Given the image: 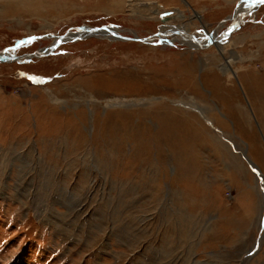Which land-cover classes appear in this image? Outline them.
<instances>
[{
	"label": "rangeland",
	"instance_id": "obj_1",
	"mask_svg": "<svg viewBox=\"0 0 264 264\" xmlns=\"http://www.w3.org/2000/svg\"><path fill=\"white\" fill-rule=\"evenodd\" d=\"M142 1L0 0V264H264V2L225 33L245 0L148 1L191 40ZM103 25L148 40L51 48Z\"/></svg>",
	"mask_w": 264,
	"mask_h": 264
},
{
	"label": "bare ground",
	"instance_id": "obj_2",
	"mask_svg": "<svg viewBox=\"0 0 264 264\" xmlns=\"http://www.w3.org/2000/svg\"><path fill=\"white\" fill-rule=\"evenodd\" d=\"M135 1V0H134ZM148 1H150V0H148ZM144 2L143 3V1H142V3H141V6H142V9H137L136 11L137 12H133L134 14H139L140 16H142V18H146V19H150V20H159L161 23H162V27H163V29H161V31H160V34L162 33V32H168V31H170L171 33H174L175 31H177V32H180L181 33V35H183L184 37H188V38H190L191 40H192V38L193 39H195V35H194V33H191V32H188V31H192L189 27H188V23L184 20L185 19V17H186V15H185V13L183 14V11L182 10H180L179 8H171V9H168V8H166V7H164V6H162L161 4L159 5L158 3L157 4H155V6H156V8H154L155 6L154 5H152V4H150V2ZM236 2H237V0H235ZM261 2H262V0H260ZM259 1V3H261ZM155 3V2H154ZM246 1H241L240 2V4L238 5L239 6V9H241V7L243 6V5H246ZM258 3V4H259ZM132 4H133V1H130L129 2V6H132ZM135 8V7H134ZM170 8V7H169ZM252 10V9H251ZM169 11H171L172 13V15L171 16H173V19L171 18V17H169V16H163V13H165V12H169ZM136 16V15H135ZM182 18V20L180 19V20H178V18ZM197 18L201 21V27L203 28V30H205V32L208 34V33H210V30H211V28H210V30L209 31H206V29H209V26L205 23V22H203L202 20H201V15L198 13L197 14ZM225 22H226V20H224L222 23H220L218 26H216L215 28H213V30H212V32L213 33H215V31H217L218 30V28L219 27H221V26H223L224 24H225ZM201 28V29H202ZM200 29V30H201ZM112 30V29H111ZM164 30V31H163ZM113 31H115V32H117L118 33V31H117V29H113ZM83 35V32H77L76 33V35ZM84 34H89V32H85ZM91 34V33H90ZM96 34V33H95ZM97 34H102V33H97ZM104 34V33H103ZM74 34L73 33H68V36L66 37V38H62V42L64 41V42H66V41H68V40H71V39H69V38H71L72 36H73ZM214 35V34H213ZM135 36H138L136 33H135ZM106 37V36H105ZM159 37H161V36H159L158 35V33H157V35H154V36H152L151 38H152V41H156V39H158ZM109 38V37H108ZM163 38V37H162ZM190 39L187 41L188 43L190 42ZM147 40H148V38H147ZM56 41H58V40H56ZM56 41H55V43H56ZM200 41V40H199ZM202 41H204V40H202ZM213 42V40H211V39H208L205 43L207 44V45H209V44H211ZM214 44H216L217 45V43H215V42H213ZM55 45V44H54ZM53 45V46H54ZM206 45V46H207ZM231 45V44H230ZM52 46V47H53ZM198 46V45H197ZM212 47V46H211ZM217 47V46H216ZM214 48V47H213ZM51 49V48H50ZM217 49H218V51H216V52H212L213 54H204V53H200V51L199 50H196L195 49V51L197 52V51H199V53L200 54H202L201 55V57H200V59L201 60H203V61H208V62H210L211 61V57L214 55V57H215V55L216 54H218V56H220L222 59H224L225 60V63H223L222 65H215L214 67L215 68H218L220 71H221V73L220 74H222L224 77L226 76L227 78H228V81L230 82V83H234L233 81H235V79H239V81L240 80H242L243 79V76L240 74V72H239V70L238 69H234L232 66H233V64H232V66H231V63L229 62V60H228V58L227 57H229V56H226V52L227 51H229V49L227 50L226 48H224V47H221V46H218L217 47ZM41 51V50H40ZM40 51H39V53L38 54H40ZM193 52V51H192ZM229 53V55L231 56V55H234V54H236V57H237V53L235 52V50H232V51H229L228 52ZM36 55V53L35 54H30L29 55V57H31V56H35ZM228 55V54H227ZM232 57V56H231ZM15 59H16V57H14ZM17 58H19V57H17ZM239 58V57H238ZM210 59V60H209ZM239 59H241V62H243V69H245V70H249L248 68H250V69H252L254 66H252L251 64H248L247 65V67L244 65V63H245V58L243 59V57H240ZM244 60V61H243ZM231 61V60H230ZM248 61V60H247ZM237 66V65H236ZM242 69V68H241ZM215 70V69H214ZM219 71V72H220ZM250 71V70H249ZM218 73V72H217ZM241 75V76H240ZM233 79V80H232ZM242 86V85H241ZM245 90V89H244ZM91 97L92 98H94V96L93 95H91ZM90 97V98H91ZM52 98V97H51ZM103 98V97H102ZM54 99V98H53ZM130 99V98H129ZM108 101H110V100H108ZM92 102V101H91ZM112 103V102H111ZM249 103V102H248ZM87 104H89L88 105V110H89V112H90V114H91V116L95 113L96 114V111H95V107H92L91 105H90V100L87 102ZM250 106V105H249ZM106 108V107H105ZM194 108V107H193ZM197 108V107H196ZM198 112L200 113V115H201V117H203L204 119H206L207 120V117H206V115H205V113L203 112V110H200V109H198ZM94 114V115H95ZM207 114V113H206ZM221 114H223L222 113V111H221ZM208 117H209V115H208ZM226 117V116H225ZM79 119V118H78ZM210 122L212 123L213 121L212 120H210ZM214 127V126H213ZM1 147H0V151H1ZM2 152V151H1ZM5 156V155H4ZM27 159V158H26ZM73 161V160H72ZM2 162V165H5L6 164V161H1ZM249 162L250 163H252V165H253V167L254 168H256V169H258V167H257V165L256 164H254V162L253 161H250L249 160ZM73 163V162H72ZM258 175L260 176V175H262L261 174V172L260 171H258ZM169 188V187H168ZM172 193V192H171ZM170 193V194H171ZM170 205V204H169ZM170 212V211H169ZM188 212V211H187ZM184 213V212H183ZM183 216V215H182ZM189 216V219H187L186 221H187V224H185V223H183L184 224V226L187 228L188 227V222L189 223H191L192 222V217H191V215H188ZM185 222V221H184ZM174 227V226H173ZM188 232V231H187ZM175 234V233H174ZM201 236V235H200ZM193 242V241H192ZM196 245V244H195ZM165 258H166V262H165V264H173V262L171 261V260H173V259H170V257L169 256H165ZM171 258H173V257H171ZM192 259V258H191ZM193 262V261H192ZM195 263H197V264H210V262H208V261H202V260H197V259H195ZM174 264H176V262L174 263Z\"/></svg>",
	"mask_w": 264,
	"mask_h": 264
},
{
	"label": "water",
	"instance_id": "obj_3",
	"mask_svg": "<svg viewBox=\"0 0 264 264\" xmlns=\"http://www.w3.org/2000/svg\"><path fill=\"white\" fill-rule=\"evenodd\" d=\"M245 1H248V3L246 5H243L241 7V9H239V6L238 8L235 10V12L231 15V16H228L226 20H232L234 23L231 25V27H229L227 29V31H225V33H227L228 31H232L234 30L235 28L239 27L241 25V21L243 20L244 16L246 15V13L248 12H251V9L252 8H256L258 6V3L260 0H245ZM261 2V1H260ZM249 4V5H248ZM83 28H86L83 29ZM78 31L79 32H83V35H76L74 37H71L69 39L73 40V39H77V38H81V37H84V36H87V34H84L85 32H89V35H94V36H101L103 33H105L106 37H110V36H114L115 38H119V39H123V40H131V39H135V40H140V41H143V42H146L147 41V37H138V36H134V37H127V36H123L120 34V31L119 33L113 31V29H116L115 27L113 26H110V25H103L101 27H88V26H82V27H77ZM112 29V30H111ZM102 33V34H97V33ZM68 33H65L64 35H61L60 36V39H58V41H56L55 45L53 47H51L52 49L55 48L58 44H60L62 42V38H66L68 36ZM91 33V34H90ZM96 33V34H95ZM110 33H112L113 35H110ZM160 33V32H158ZM223 33V34H225ZM163 34V33H162ZM165 34H171V32H166ZM104 36V34H103ZM64 42V41H63ZM12 49H15V46L12 47ZM51 49V50H52ZM45 51H47L46 49H44ZM9 51V49H4L2 51H0V60H10L8 57H7V52ZM39 52H36V54H38ZM44 53L43 51L41 52V54ZM30 53H28L27 55H29ZM35 54V53H34ZM12 57V56H11ZM13 59V58H12ZM17 60H20L19 58L16 57ZM22 61V60H20Z\"/></svg>",
	"mask_w": 264,
	"mask_h": 264
},
{
	"label": "snow or ice",
	"instance_id": "obj_4",
	"mask_svg": "<svg viewBox=\"0 0 264 264\" xmlns=\"http://www.w3.org/2000/svg\"><path fill=\"white\" fill-rule=\"evenodd\" d=\"M262 2H264V0H262Z\"/></svg>",
	"mask_w": 264,
	"mask_h": 264
}]
</instances>
